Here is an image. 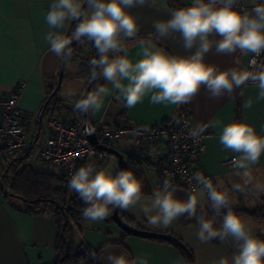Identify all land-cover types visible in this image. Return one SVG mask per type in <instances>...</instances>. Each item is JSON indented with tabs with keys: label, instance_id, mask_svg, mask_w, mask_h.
<instances>
[{
	"label": "clouds",
	"instance_id": "9594fccd",
	"mask_svg": "<svg viewBox=\"0 0 264 264\" xmlns=\"http://www.w3.org/2000/svg\"><path fill=\"white\" fill-rule=\"evenodd\" d=\"M238 3L239 0H192L187 7L168 9L170 18L155 21V33L138 39L141 58L135 62L128 56L125 41L137 39L139 25L128 9L155 5V0H52L45 17L50 29L45 40L62 61L71 58L73 40L91 41L96 48L97 56L90 61V78L103 79L106 83L81 94L82 98L74 104L75 110L81 113L99 112L105 98L113 92L127 108L143 102L146 96L152 104L183 105L202 86L212 98L219 99L232 96L249 81L258 89L256 101L259 102L264 100V61L258 62L264 53V0H251L250 11L244 6L236 7ZM73 20L77 23L70 36L52 31L62 30L67 21ZM175 34H179L182 46L190 55L170 54L158 46L161 38ZM213 47L217 53L251 54L253 59L246 70L238 67L221 70L205 62L206 54ZM252 105L249 99L243 108L249 109ZM220 123L192 126L188 136L198 141L208 127ZM219 142L223 149L238 154L234 158L237 169L234 174L240 177L243 186L234 184L233 190L243 191L252 182V166L264 155V135L244 120H233L222 127ZM193 180L201 186V193H207L216 214H222L219 227L215 219L200 217L197 239L201 243L216 238L230 240L236 249L231 257L221 256L212 264H264V239L256 237L248 222L230 207L228 190H221L223 181L218 180L214 186L200 172L193 174ZM68 187L86 205L82 209L83 219L93 223L103 221L115 209L127 211L138 204L148 223L161 230L182 216H197L198 195L178 199L171 180L165 179L149 204H143L142 180L131 168L114 174L112 164L98 167L91 159L71 174ZM109 248L105 246L107 255L102 257L105 264H150L146 254L130 258L124 251ZM89 255L94 257L95 252L90 250Z\"/></svg>",
	"mask_w": 264,
	"mask_h": 264
},
{
	"label": "crops",
	"instance_id": "0c3cea01",
	"mask_svg": "<svg viewBox=\"0 0 264 264\" xmlns=\"http://www.w3.org/2000/svg\"><path fill=\"white\" fill-rule=\"evenodd\" d=\"M191 2L192 0H155V5L148 4L128 9L137 18L139 25L137 39L125 41L128 56L133 62L141 58L138 39L155 33L154 22L169 19L168 9L187 7ZM51 3L52 0H0V95L9 94L19 81H27V87L19 100V105L32 115L33 120L28 123V128L38 141L43 137L41 143L49 136L46 115L42 122L40 121L42 109L48 98L50 86L58 82L61 71V59L51 51L49 43L45 40L46 34L50 31L45 17ZM73 21H67L62 30L53 29L52 31H62L63 34L68 35ZM158 46L174 55L191 54L182 46L179 34L161 38ZM250 55L242 56L238 52L217 53L213 47L206 54L205 62L215 64L221 70L232 67L246 70ZM71 76L77 78L74 73ZM79 77L78 81L81 83L78 88L80 91L77 94L78 99L87 86V78ZM108 87L111 88L110 85ZM241 92L242 95H240ZM58 93L56 99L65 104L64 119L72 120L82 117L85 120L84 114L76 111L74 104L63 100L64 98ZM257 94L258 89L255 85L242 86L236 89L232 96L225 95L214 99L202 86L194 98L186 104L197 124L221 122L216 127H210L212 133L206 139V150L202 157L204 167L206 171L215 176L216 184L218 180L223 181L221 190H228L230 207L248 222L256 237L264 238L262 224L264 220H257L246 213H238L242 210L255 211L264 205V155L251 168L252 182L244 187L243 191H236L233 190V185L243 186V181L234 174L237 169L228 172L224 167V162L238 154L223 149L219 142L222 127L233 120H244L252 124L258 134L264 135V100L257 102ZM249 99L253 101V105L249 109H244L243 104ZM182 106L152 104L150 97L146 96L143 102L133 108H127L123 100L113 92L105 98L104 106L99 112H89V115L92 124L102 121L103 125L108 126L116 120H122L130 126H152L173 120ZM239 106L242 109L240 114ZM127 144V141H121L116 149L119 150ZM22 153L0 156V168L11 161L16 163ZM31 157L32 153L27 161L30 162L33 170L37 173L45 172L32 164ZM131 161L138 165L141 172L139 176L142 180L141 203L149 204L153 193L160 190L164 179L159 175L156 165L142 160ZM93 162L98 167L112 164L114 174L119 170L116 157L115 159L109 158V161L107 160L103 165L96 160ZM84 164L86 163L80 166ZM55 168H57L56 171L48 173L62 177V170ZM174 187V195L178 199L186 200L189 195H198L197 216H182L179 220L173 221L168 228L161 230L153 228L148 223L147 217L140 211L139 204L127 211L120 210V214L140 229L169 233L178 237L191 250L195 264H212L214 259L218 260L221 256L231 257L236 249L230 240L221 241L216 238L209 243H201L196 235L200 217L215 219L216 226L219 227L222 214H216L210 201L200 191L191 193L181 186L174 185ZM69 193L76 195L70 189ZM80 202L85 205L83 201L80 200ZM223 211L226 212L227 209ZM71 227L74 249L78 250L80 247L81 251L93 250L98 254L94 263L85 259L79 264H105V259H102L107 255L105 246H110L111 251H124L130 258L146 254L150 257V264H189L183 251L173 243L165 239L146 238L126 233L112 219L106 218L95 223L84 220L72 224ZM59 234L57 220L51 214L27 211L21 199L7 197L0 186V264H54L58 259Z\"/></svg>",
	"mask_w": 264,
	"mask_h": 264
},
{
	"label": "built area",
	"instance_id": "2783aa9c",
	"mask_svg": "<svg viewBox=\"0 0 264 264\" xmlns=\"http://www.w3.org/2000/svg\"><path fill=\"white\" fill-rule=\"evenodd\" d=\"M241 6L250 11L251 0H239L236 7ZM252 59L253 56L250 55L249 63ZM259 61H264V53L258 58ZM247 86L254 84L249 81ZM26 87L27 81L21 80L9 94L0 95V156L37 148L40 159L60 168L63 179L69 183L71 174L90 159L101 165L106 163L111 154L100 146L116 149L119 142L127 141L128 144L119 149L126 159L156 165L159 175L164 180H171L173 186H181L191 193L199 191L201 186L193 180V174L197 172L210 178L213 185H216L215 176L206 171L202 161L206 139L212 133L211 128L208 127L198 141L190 138L188 130L197 123L187 104L179 109L173 120L152 126H130L122 120H116L108 126L103 125L102 121L95 124L89 122V127H86L82 117L64 119L65 104L54 99L46 111L49 136L43 143H38L28 128L33 117L19 105ZM241 111L239 106V114ZM89 134L96 136V143L90 141ZM234 158L224 162L228 172L236 170ZM203 194L208 199L207 193ZM89 252L90 250H86L85 254L89 255Z\"/></svg>",
	"mask_w": 264,
	"mask_h": 264
},
{
	"label": "trees",
	"instance_id": "16d2710c",
	"mask_svg": "<svg viewBox=\"0 0 264 264\" xmlns=\"http://www.w3.org/2000/svg\"><path fill=\"white\" fill-rule=\"evenodd\" d=\"M76 23L77 21L74 20L68 36L71 35ZM82 45L89 46L92 55L91 58L89 56H82ZM70 47L72 48V56L67 61L61 60V70L64 72V67L69 62L76 60H81V62L87 61L85 73L82 76L87 78L88 85L92 80L90 78V61L95 57L94 47L91 42L87 40H73ZM102 81L103 79H97L91 90L95 89L101 83L105 84V82L103 83ZM56 85L57 83L50 86L46 101L53 93ZM54 99H56V95L50 100L49 105ZM48 106L46 109H44V107L42 109L41 115L43 114V117L46 115ZM32 151L33 150L23 152L22 156L19 157L16 163L11 161V163L6 165L5 169L0 172V186L2 191H4L7 197L21 199L25 203V209L27 211L49 213L57 220L60 234L57 243L58 259L54 264H79L81 260L85 259L94 263L98 254L95 253L94 257L86 255L85 251L80 250V247L78 250L74 249L72 241L71 225L84 221L82 217V209L85 205L80 202L77 195H71L69 193L68 183L63 177H58L55 174L48 172L37 173L33 170L30 162L27 161ZM23 156L25 157L23 158ZM14 165L15 168L12 170V166ZM129 168H131L139 178L141 174L140 168L135 162L127 159V169ZM11 170L12 174H14V178L11 180L6 179L8 176L7 173ZM240 212L249 214L257 220H264V205L255 211H238V213ZM258 238L264 239L261 236Z\"/></svg>",
	"mask_w": 264,
	"mask_h": 264
},
{
	"label": "water",
	"instance_id": "95a60500",
	"mask_svg": "<svg viewBox=\"0 0 264 264\" xmlns=\"http://www.w3.org/2000/svg\"><path fill=\"white\" fill-rule=\"evenodd\" d=\"M91 44L93 45L92 42H91ZM93 47H94L95 57H96L97 56V51H96V48H95L94 45H93ZM63 76H64V72L61 70L60 73H59L57 85H56L53 93L50 95L49 99L45 102L44 109L47 108V106L49 105L50 100L55 95H57V93L59 92V90H60V88L62 86ZM96 81L97 80H91L88 83V85L86 86V88L84 89L83 93L89 92L92 89V87L95 85ZM81 98H82V96H81ZM83 114L85 116V126L89 127L90 115H89V113H83ZM42 120H43V114L41 115L40 121L42 122ZM88 137H89V139H90V141L92 143H96L97 142V138H96V136L94 134H89ZM36 140H38V139L36 138ZM100 148L108 151L112 156L117 158L118 165H119V170L127 169V159H126V157L124 156V154L122 152H120L119 150H117L115 148H107V147H104V146H100ZM107 219H112L126 233L137 235V236H141V237H146V238L165 239V240L173 243L174 245L178 246L183 251V253L186 256L189 264H195L194 256H193L191 250L178 237H176V236H174L172 234H169V233H160V232H154V231H148V230L140 229V228L132 225L130 222L126 221L122 217V215L120 214V209H115L112 212V214L107 217Z\"/></svg>",
	"mask_w": 264,
	"mask_h": 264
},
{
	"label": "rangeland",
	"instance_id": "374dc122",
	"mask_svg": "<svg viewBox=\"0 0 264 264\" xmlns=\"http://www.w3.org/2000/svg\"><path fill=\"white\" fill-rule=\"evenodd\" d=\"M82 56L83 57L89 56L91 58L92 56L91 50L88 45H82ZM86 62L85 61L81 62V60H76L67 63L64 67V79L60 92L58 94L60 97H63L64 98L63 100H65L66 102L69 101L70 104H75V102L78 100L77 94L80 92L78 88L81 83L80 81H78V78H80L79 76L84 75L86 69ZM72 73H74L77 78L72 77L71 76ZM42 138L38 141V143L42 142ZM38 156H39L38 149L34 148L32 152L31 162L37 169L43 170L45 172L56 171L57 168L45 164L40 158H38ZM110 158L115 159V157L113 156H111ZM5 167L6 165H3V167L0 168V172L3 169H5ZM14 168L15 165L12 166V170ZM12 170L9 173H7L8 176L6 177V179L11 180L14 178V174H12ZM262 224L264 227V222Z\"/></svg>",
	"mask_w": 264,
	"mask_h": 264
}]
</instances>
